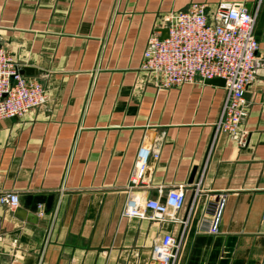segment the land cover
<instances>
[{
    "label": "crops",
    "instance_id": "crops-1",
    "mask_svg": "<svg viewBox=\"0 0 264 264\" xmlns=\"http://www.w3.org/2000/svg\"><path fill=\"white\" fill-rule=\"evenodd\" d=\"M222 1L251 9L257 0H0L1 44L49 96L0 120V192L20 199L0 204V264H152L161 236L179 234L205 162L177 264H264V0L261 65L237 135L221 133L210 148L224 86L157 87L141 69L166 15ZM142 145L159 156L139 195L182 187L178 220L123 216ZM219 191L228 194L220 231L201 233L207 197Z\"/></svg>",
    "mask_w": 264,
    "mask_h": 264
},
{
    "label": "built area",
    "instance_id": "built-area-1",
    "mask_svg": "<svg viewBox=\"0 0 264 264\" xmlns=\"http://www.w3.org/2000/svg\"><path fill=\"white\" fill-rule=\"evenodd\" d=\"M261 5L262 0H257L250 9L241 1H222L210 11L205 4L193 3L186 11L164 17L166 38L162 37V28L155 29L149 37L141 69L152 75L157 87L204 82L215 77L225 80V99L214 125L211 149L219 134L237 135L247 115L246 91L261 65L260 46L255 36ZM21 71L19 63L0 42V120L22 117L48 101L45 87ZM158 156L153 147H140L126 187L128 197L123 216L144 219L151 211L152 219L168 217L178 220L177 212L186 203L182 187L166 193L160 189V195L155 199L142 200L139 195L145 185L150 161ZM205 163L192 183V198L186 217L180 221L179 234L161 236L153 247L152 264L178 263L187 227L202 192ZM227 195L226 191L208 195L197 223L199 232L219 233ZM19 203L17 193L0 192V204L16 208Z\"/></svg>",
    "mask_w": 264,
    "mask_h": 264
},
{
    "label": "water",
    "instance_id": "water-1",
    "mask_svg": "<svg viewBox=\"0 0 264 264\" xmlns=\"http://www.w3.org/2000/svg\"><path fill=\"white\" fill-rule=\"evenodd\" d=\"M162 37L163 38H166L167 37V29H164L163 30V33H162ZM30 73L31 72V69L30 68H24L22 69L21 73ZM206 83H209V84H214V85H218V86H225V80L220 78V77H215L213 79H207L205 80Z\"/></svg>",
    "mask_w": 264,
    "mask_h": 264
}]
</instances>
